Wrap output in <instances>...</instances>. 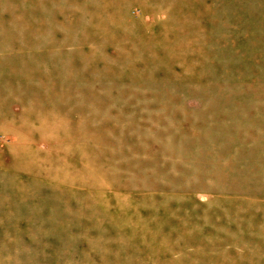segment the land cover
<instances>
[{
	"label": "rangeland",
	"instance_id": "1",
	"mask_svg": "<svg viewBox=\"0 0 264 264\" xmlns=\"http://www.w3.org/2000/svg\"><path fill=\"white\" fill-rule=\"evenodd\" d=\"M0 264H264V0H0Z\"/></svg>",
	"mask_w": 264,
	"mask_h": 264
}]
</instances>
